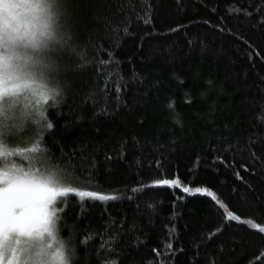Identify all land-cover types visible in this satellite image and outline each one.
<instances>
[{
    "label": "trees",
    "instance_id": "16d2710c",
    "mask_svg": "<svg viewBox=\"0 0 264 264\" xmlns=\"http://www.w3.org/2000/svg\"><path fill=\"white\" fill-rule=\"evenodd\" d=\"M48 3L41 95L26 115L0 117V148L8 151L0 167L50 172L62 186L117 196L59 199L56 233L64 260L264 264L257 261L264 236L247 227L224 225L222 234L206 239L223 224L210 199L141 186L179 179L185 186L207 185L246 219L252 208L264 211V164L253 166L247 153L233 161L235 147L224 153L229 143L243 148L252 140L264 161V27H255L258 15H238L241 7L255 12L264 0ZM203 20L224 31L197 23ZM179 25L190 26L172 33ZM12 94L0 98L4 108ZM220 154L243 181L232 168L211 164ZM168 243L177 254L158 259Z\"/></svg>",
    "mask_w": 264,
    "mask_h": 264
},
{
    "label": "rangeland",
    "instance_id": "374dc122",
    "mask_svg": "<svg viewBox=\"0 0 264 264\" xmlns=\"http://www.w3.org/2000/svg\"><path fill=\"white\" fill-rule=\"evenodd\" d=\"M49 8L48 0H0V98L9 93L20 94L8 95L5 108L0 100V117L6 118L17 111L26 115L24 112L41 95L38 77L44 70L42 54L49 47L46 36L50 28ZM7 155L8 151L0 148V158ZM0 172L5 173L4 178L9 173L13 181L39 177L18 168L0 167ZM0 186H4L2 179ZM60 198L53 205L56 213ZM21 211L17 209L14 214L6 215L0 208V261L3 264H62L63 247L58 243L56 226L50 229L46 219L25 223L19 218Z\"/></svg>",
    "mask_w": 264,
    "mask_h": 264
},
{
    "label": "snow or ice",
    "instance_id": "6c2138e0",
    "mask_svg": "<svg viewBox=\"0 0 264 264\" xmlns=\"http://www.w3.org/2000/svg\"><path fill=\"white\" fill-rule=\"evenodd\" d=\"M212 13L216 12L215 8L210 9ZM231 15V13H229ZM244 15L245 17L251 18L254 15H258V21L255 27H264V6L257 9L255 12L247 10L243 7H241V12L238 13V15ZM147 23V21H145ZM221 22H223V18H221ZM197 23H203L207 25L208 27H211L215 30H219L221 32L224 31L222 27L219 25H213L208 20L203 21H197ZM190 25H179L175 28L171 29L172 33L180 32L185 30ZM125 33H127L128 29H124ZM230 31V30H229ZM241 39L245 44H247V41L243 39V37H238ZM189 43H191L189 41ZM249 48H251V45H249ZM257 56H259V53H255ZM248 58L252 59V53L250 52L248 54ZM261 60H264V57H260ZM137 78V74L135 73V70L133 69L132 74V80H135ZM120 87L117 86L116 93L117 95L120 94ZM56 95H59L57 93ZM187 103H191V101H186ZM173 105L170 104L169 107L171 108ZM41 116L44 115V113L40 114ZM179 123V121H177ZM47 127L49 129L52 128V124L48 123ZM253 141L249 140L247 145L243 148L237 145H232L229 143L227 147L224 148V153H228L233 150V147L237 149L236 152L233 153L232 160H235L236 155L247 153L249 156L250 162H252L253 166L255 162H260L261 164H264V161H261V158L256 154L255 151H253ZM213 151H216L213 149ZM114 157L111 155L106 156L107 160H112ZM118 158H123V153H121V156ZM199 160V157L197 158ZM211 164H223L226 167H230L235 171L236 178L243 181V178L240 176V173L238 170H235L234 163L232 164H226L225 159L223 157V154L217 155L213 158L211 161ZM161 165L159 162H157V168H160ZM244 171H249L248 166H243ZM4 172H0V179H2V184L4 186H0V208L3 209V212L6 215L14 214L15 210L21 209L20 212V219L21 221L25 223H36L40 221L41 219H46L48 223V227L51 229L53 226H57V219H56V210L53 208V205L56 203L58 197L67 196L69 193H74L76 196H78L81 199H98L101 201H107V200H116L117 196L115 195H104L101 193H98L96 191H82L78 190L76 188H65L63 186H60L57 182H54L51 178L44 179L40 177H33L32 179L24 180V181H13L10 174L7 173L6 178ZM194 183V181H193ZM141 186L143 188H161V187H169L172 189L179 188L182 193L188 195V196H195L200 195L204 196L214 204L215 208L220 212L221 219H222V226L214 229L211 233H209L206 237L208 241L212 240L215 236L222 234L224 231V225L229 224H236L239 226L247 227L250 231H255L264 236V222H256L258 219L261 221H264V211H258L255 208L251 209V212L253 213L252 219H246L242 217L240 214H238L236 211L231 210L228 203H226L220 195L217 194V192L211 190L207 185L196 186L192 187L191 184L188 186L184 185V182H182L179 179H166V178H158L152 181L149 184H143L141 181ZM133 192H136L137 189L133 188ZM237 190L233 189V193L235 194ZM223 246H221L220 251L223 252ZM154 252L157 250L153 249ZM180 252L183 251V249L179 250ZM177 254L176 251L173 250L172 243H168L164 246V255L161 256L160 253L157 252V258L158 259H164L169 256H175ZM62 264H66V260L63 259V254L61 255ZM257 261H264V254H261V256L257 257ZM0 264H3L2 261H0ZM209 264H217L216 260L214 258H209Z\"/></svg>",
    "mask_w": 264,
    "mask_h": 264
},
{
    "label": "clouds",
    "instance_id": "9594fccd",
    "mask_svg": "<svg viewBox=\"0 0 264 264\" xmlns=\"http://www.w3.org/2000/svg\"><path fill=\"white\" fill-rule=\"evenodd\" d=\"M39 177H40V178H44V179H49V178H51L54 182H57L56 177H55L53 174H51L50 172H48V173H44V174H42V175H39ZM66 264H68V261H67V260H66Z\"/></svg>",
    "mask_w": 264,
    "mask_h": 264
}]
</instances>
